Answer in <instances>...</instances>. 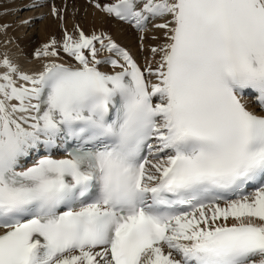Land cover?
<instances>
[{
	"label": "snow or ice",
	"instance_id": "1",
	"mask_svg": "<svg viewBox=\"0 0 264 264\" xmlns=\"http://www.w3.org/2000/svg\"><path fill=\"white\" fill-rule=\"evenodd\" d=\"M93 2L163 42L0 57V264H264V0Z\"/></svg>",
	"mask_w": 264,
	"mask_h": 264
},
{
	"label": "bare ground",
	"instance_id": "2",
	"mask_svg": "<svg viewBox=\"0 0 264 264\" xmlns=\"http://www.w3.org/2000/svg\"><path fill=\"white\" fill-rule=\"evenodd\" d=\"M21 1L0 0V24L10 26L6 33L0 32V57L8 55L22 70L29 73L42 69L44 61L34 56L37 50L52 39L61 41L65 30L74 34L77 26L88 35L107 33L128 50L142 67L154 64L150 50L163 42L161 31L155 29L151 23L146 31L140 32L134 26L109 17L95 8L93 0ZM34 4L42 6L33 7ZM21 7L31 9L20 21L16 15ZM53 8L58 10V14L53 13ZM103 55L111 54L105 52ZM61 58L63 62L75 63L67 54L61 53ZM103 70H109V67L103 66ZM249 100L250 106L260 112L254 98L249 97Z\"/></svg>",
	"mask_w": 264,
	"mask_h": 264
},
{
	"label": "rangeland",
	"instance_id": "3",
	"mask_svg": "<svg viewBox=\"0 0 264 264\" xmlns=\"http://www.w3.org/2000/svg\"><path fill=\"white\" fill-rule=\"evenodd\" d=\"M22 1H24V0H22ZM21 1V2H22ZM28 8L26 7V8H22L21 7V9L19 10V12H18V14L16 15L17 16V18H18V20H20L21 21V18L24 16V14L26 13V12H28L31 8H29L28 10H27ZM27 20V19H26ZM30 24V23H29ZM28 27L29 26H27L26 27V29H28Z\"/></svg>",
	"mask_w": 264,
	"mask_h": 264
}]
</instances>
